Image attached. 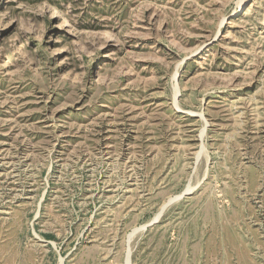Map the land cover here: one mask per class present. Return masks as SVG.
Here are the masks:
<instances>
[{
	"label": "rangeland",
	"instance_id": "1",
	"mask_svg": "<svg viewBox=\"0 0 264 264\" xmlns=\"http://www.w3.org/2000/svg\"><path fill=\"white\" fill-rule=\"evenodd\" d=\"M0 264H264V0H0Z\"/></svg>",
	"mask_w": 264,
	"mask_h": 264
},
{
	"label": "water",
	"instance_id": "2",
	"mask_svg": "<svg viewBox=\"0 0 264 264\" xmlns=\"http://www.w3.org/2000/svg\"><path fill=\"white\" fill-rule=\"evenodd\" d=\"M166 206H167V203L162 207L160 213L158 214V217L160 216V214L162 213V211L165 209ZM158 217L157 218H154L152 221H150L148 224H146L145 227H147V226L153 224L154 222H156L157 219H158Z\"/></svg>",
	"mask_w": 264,
	"mask_h": 264
}]
</instances>
